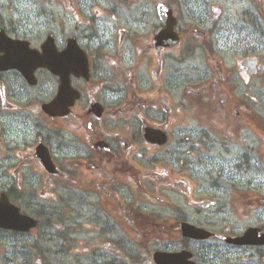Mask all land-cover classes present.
Listing matches in <instances>:
<instances>
[{
  "label": "flooded vegetation",
  "instance_id": "flooded-vegetation-1",
  "mask_svg": "<svg viewBox=\"0 0 264 264\" xmlns=\"http://www.w3.org/2000/svg\"><path fill=\"white\" fill-rule=\"evenodd\" d=\"M218 1L0 0V195L102 234L107 264L129 232L151 264H264V0ZM191 175L228 198H166Z\"/></svg>",
  "mask_w": 264,
  "mask_h": 264
},
{
  "label": "rangeland",
  "instance_id": "rangeland-1",
  "mask_svg": "<svg viewBox=\"0 0 264 264\" xmlns=\"http://www.w3.org/2000/svg\"><path fill=\"white\" fill-rule=\"evenodd\" d=\"M213 1L219 2L218 0ZM232 2L233 0H224V11L232 13ZM255 7L256 10L259 9L264 11V2L256 3ZM258 105L259 103H257L256 106L257 112L263 114L264 107H262V110H259ZM191 122L193 127L197 125L194 114L191 116ZM175 167L177 172L175 178L177 179L179 178V166ZM157 183L158 185H162V182ZM190 183L191 187H193L192 193L186 198H182L177 193H173L171 191H165L164 195L170 200L173 199L176 202L182 201L181 204L183 203V205L186 207L187 205L185 204L188 203L187 199L190 200V206L193 207L195 201L210 197V193L219 195L221 198H228V195L222 197L223 195L227 194L226 192L219 194L221 190L209 188L210 182H206L205 179L199 180L196 176L191 175ZM33 184L34 182L30 183L25 190L27 191L31 189ZM40 196L41 195L38 192L36 195H30L26 199H18L17 202L22 206L30 205L33 203V201L36 202L40 199H43ZM139 198L143 201V204L148 210L162 206H170V204H162L161 202V204L158 203L154 199L153 194L143 196L139 195ZM28 200H31V202ZM49 200V204L55 207V199ZM160 211L167 212V210L163 209ZM68 224H70V221H68ZM41 228L46 227L42 226ZM47 228L48 229L46 231L32 230L30 232V237H36L37 240L35 245L38 248H34L30 244L26 248L27 256L23 255V252L20 251L22 249L21 245L19 248H17L14 245L3 243V236L0 234V264H104V262L109 259V257L106 255L108 247H106V245L104 246V244H106L105 242H110L105 238H102V234L95 236L93 231L86 228L70 230L64 229L61 222L57 220L56 214H52L50 218L47 219ZM133 235L135 238L130 232L128 233L126 247L128 252L138 255L136 259H138L139 262H132V264H150L148 261L150 252L148 256L146 255L150 246L147 244L141 246L136 245L132 238L136 239L139 236L137 234L135 235L134 232ZM38 239H40V241ZM161 243L163 242L161 241Z\"/></svg>",
  "mask_w": 264,
  "mask_h": 264
},
{
  "label": "water",
  "instance_id": "water-1",
  "mask_svg": "<svg viewBox=\"0 0 264 264\" xmlns=\"http://www.w3.org/2000/svg\"><path fill=\"white\" fill-rule=\"evenodd\" d=\"M57 97L53 100L55 103ZM36 225V220L26 214H21L18 208L10 204L7 199L0 198V227L18 230H28ZM189 253L180 252H164L156 250L152 254V258L156 264H195L187 260Z\"/></svg>",
  "mask_w": 264,
  "mask_h": 264
},
{
  "label": "trees",
  "instance_id": "trees-1",
  "mask_svg": "<svg viewBox=\"0 0 264 264\" xmlns=\"http://www.w3.org/2000/svg\"><path fill=\"white\" fill-rule=\"evenodd\" d=\"M35 246H36V245H35ZM36 247H37V246H36ZM36 247H34V248H36ZM129 259H130L131 261L133 260V258H132V257H130Z\"/></svg>",
  "mask_w": 264,
  "mask_h": 264
}]
</instances>
